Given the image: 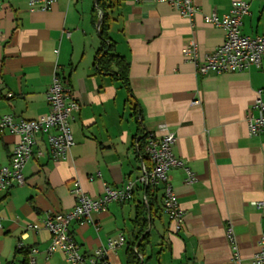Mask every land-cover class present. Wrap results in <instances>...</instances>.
Listing matches in <instances>:
<instances>
[{
    "label": "crops",
    "instance_id": "crops-1",
    "mask_svg": "<svg viewBox=\"0 0 264 264\" xmlns=\"http://www.w3.org/2000/svg\"><path fill=\"white\" fill-rule=\"evenodd\" d=\"M99 1L112 48L128 63V87L96 68ZM231 1L194 0L197 11L188 20L153 0H56L47 11H30L27 0H1L0 116L47 114L45 92L55 74L79 106L70 120L68 154L52 160L39 134L23 168L24 183L0 194V264L19 262V239L38 249L37 264H67L60 251L45 253L46 213L71 209L76 188L96 198L105 185L121 188L129 182L131 198L69 223L81 252L90 254L123 235L125 242L109 254L110 264H127L133 241L140 242V264H253L264 232V207L251 204L264 200V128L250 135L246 118L249 110L257 114L252 107L257 98L264 101V62L200 74L185 51L193 41L202 56L223 42L224 29L202 15L227 13ZM245 1L249 10L241 33L264 35V0ZM166 131L175 134L172 153L183 162L167 172L182 209L179 231L162 209L161 185L149 204L138 180L145 158L135 149L137 137ZM16 139L0 133V165L9 162ZM185 168L193 181H186ZM227 225L238 260L225 236Z\"/></svg>",
    "mask_w": 264,
    "mask_h": 264
},
{
    "label": "built area",
    "instance_id": "built-area-1",
    "mask_svg": "<svg viewBox=\"0 0 264 264\" xmlns=\"http://www.w3.org/2000/svg\"><path fill=\"white\" fill-rule=\"evenodd\" d=\"M55 1L27 0V4L30 11H47ZM153 1L168 3L188 20H191L197 11L194 0ZM248 6L245 0H232L227 13L218 15L212 12L202 15L204 22L224 29V40L219 46L202 56L199 55L198 47L193 41L187 44L186 59L194 64L197 73L238 71L248 68L250 65L259 67L264 62V35L250 36L241 33L240 30L242 19L248 13ZM45 96L49 107L47 114L35 119L17 118L10 113L0 116V133L8 131L17 136L9 162L0 165V194L12 186L24 183L23 168L33 152V146L36 144L39 134L45 136L47 152L52 160L64 158L73 145L70 120L79 104L71 88L55 74ZM192 103H198V100H193ZM252 107L257 110V114L254 115L251 110L248 111L246 118L247 133L250 135L258 134L264 128V101L257 98ZM140 138L137 137L134 144L137 151H140L141 147ZM174 142L175 134L171 131H166L160 136L151 132L143 135L140 156L142 159L144 157L145 161H141V175L138 180L144 186L157 187L161 185L162 209L173 222V230L179 231L182 222V209L167 175L170 166L183 167V162L172 153ZM42 153L43 150H37L38 155ZM185 170L186 181H193L191 172L187 168ZM131 192H133V183L131 182L121 188L105 185L102 195L96 198L87 196L76 188L73 193L77 201L71 209L64 212L60 210L46 213V217L43 219V226L50 233V242L45 250L46 255L60 251L67 264H110L109 254L114 253L116 248L125 242L123 235L116 238L110 237L104 245L97 247L90 254H85L81 252L80 245L68 226L73 220H89L91 213L104 210V207L110 202L131 198ZM251 204L256 208H262L264 207V200L252 201ZM232 230V226L227 225L225 236L232 246L233 259L238 260L239 254ZM25 247L19 239L16 248ZM37 252L36 247H29L28 264H37L35 258ZM251 259L253 264H264V232L261 233L256 242V249L252 253Z\"/></svg>",
    "mask_w": 264,
    "mask_h": 264
},
{
    "label": "trees",
    "instance_id": "trees-1",
    "mask_svg": "<svg viewBox=\"0 0 264 264\" xmlns=\"http://www.w3.org/2000/svg\"><path fill=\"white\" fill-rule=\"evenodd\" d=\"M96 6L99 9H101V11L103 12V16H102L100 25L98 27L99 47L96 51V55L94 58L96 68L100 72L111 73L113 76H115V78L119 79L124 86L128 87L127 86L128 63L124 57H122L119 54H116L115 51L113 50L112 43L109 40L108 35H107L106 13L100 1L97 3ZM139 142L142 147L143 136H141V138L139 139ZM141 147L139 149L140 151H138L139 154H141V151H142ZM156 188L157 187H153L150 185L146 186L145 190H146L147 201L149 197L152 195V193L153 195L155 194L157 190ZM148 203L150 204V201H148ZM141 230L142 229H140V231ZM144 236L145 234H143L142 237ZM136 238L138 239V236H136ZM139 243L140 242H138L137 244L136 241H133L130 243L128 247L127 264H140V258L138 256L139 255ZM28 251H29V247H25L22 249H16V254H19L21 256L19 262L14 263L13 261H9L6 264H28Z\"/></svg>",
    "mask_w": 264,
    "mask_h": 264
},
{
    "label": "water",
    "instance_id": "water-1",
    "mask_svg": "<svg viewBox=\"0 0 264 264\" xmlns=\"http://www.w3.org/2000/svg\"><path fill=\"white\" fill-rule=\"evenodd\" d=\"M101 19H102V14H101V11H99V18L97 22L98 26L100 25Z\"/></svg>",
    "mask_w": 264,
    "mask_h": 264
}]
</instances>
